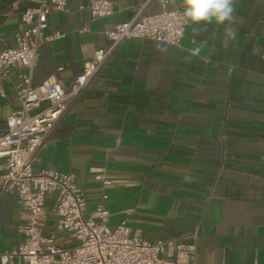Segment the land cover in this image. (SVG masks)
Returning a JSON list of instances; mask_svg holds the SVG:
<instances>
[{
	"label": "crops",
	"instance_id": "1",
	"mask_svg": "<svg viewBox=\"0 0 264 264\" xmlns=\"http://www.w3.org/2000/svg\"><path fill=\"white\" fill-rule=\"evenodd\" d=\"M110 1L112 13L95 19L78 9L87 0H67L66 12L49 13L46 33L62 36L38 45L32 71H8L0 133L19 108L22 75L32 86L54 76L68 88L94 51L108 46L104 29L131 19L141 4ZM29 4L0 0V50L14 45ZM181 4L168 0L169 7ZM157 7L153 2L150 10ZM235 17L237 39L227 50L220 48L223 28L216 25L201 34L186 26L179 45L120 44L46 137L33 170L72 173L86 214L103 200L111 227L125 220L131 233L148 241L194 245L192 264H264V0H237ZM205 40L201 56L210 60L190 51ZM98 174L110 179L108 188L94 178ZM51 204L49 195L45 235L54 227ZM19 223L15 194L0 193V254L19 244ZM54 240L75 243L64 234Z\"/></svg>",
	"mask_w": 264,
	"mask_h": 264
},
{
	"label": "built area",
	"instance_id": "2",
	"mask_svg": "<svg viewBox=\"0 0 264 264\" xmlns=\"http://www.w3.org/2000/svg\"><path fill=\"white\" fill-rule=\"evenodd\" d=\"M153 2L157 3L156 10H150ZM78 9L95 19L110 15L113 6L110 0H87ZM51 11L66 12L67 0H30L22 11L14 45L0 50V97L5 96L2 81L11 68L22 66L32 71L38 62V45L62 36L57 31L46 33ZM181 12L182 8L169 7L168 0H141L131 19L104 29L108 46L94 51L68 88L54 76L33 86L29 75L21 76L16 89L19 108L5 118V131L0 133V193L16 196L21 240L0 254L1 264L12 263L15 258L23 264H192L194 245L175 239L148 241L131 233L125 220L111 227L103 200L86 214L84 193L72 173L53 167L33 170L46 137L79 100L113 51L130 39L179 45L187 26ZM94 178L101 181L103 189L111 184L100 174ZM49 195L54 227L45 235V198ZM101 197L105 199L106 193ZM59 234L73 240L74 245L55 243Z\"/></svg>",
	"mask_w": 264,
	"mask_h": 264
},
{
	"label": "clouds",
	"instance_id": "3",
	"mask_svg": "<svg viewBox=\"0 0 264 264\" xmlns=\"http://www.w3.org/2000/svg\"><path fill=\"white\" fill-rule=\"evenodd\" d=\"M236 3L237 0H182L181 18L195 34L207 32L212 25L222 27L220 48L227 50L237 39V30L231 26L236 18ZM193 43L196 44L195 41ZM205 48L206 40L190 51L193 56L210 60L209 56H201Z\"/></svg>",
	"mask_w": 264,
	"mask_h": 264
}]
</instances>
